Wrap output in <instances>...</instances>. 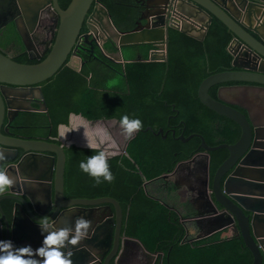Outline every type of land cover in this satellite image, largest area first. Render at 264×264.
Instances as JSON below:
<instances>
[{"label":"water","instance_id":"obj_1","mask_svg":"<svg viewBox=\"0 0 264 264\" xmlns=\"http://www.w3.org/2000/svg\"><path fill=\"white\" fill-rule=\"evenodd\" d=\"M8 1H11L14 7L16 4L18 8L22 6L21 0H0V7L2 3L5 4ZM25 1L26 5L34 1L32 4H35L36 9L33 10V15L36 14V16L37 12L41 14L46 8L54 9L57 17L56 27H58L56 38L47 58L35 65L17 63L0 51V84L16 87L42 84L56 75L66 64L75 45L78 47L87 45L90 50H93L95 46L104 48L105 43L109 42L116 51L113 53L114 58L122 64H124V50L127 48L164 46L167 50L164 61H167L170 29L180 30L199 41H204L214 18L228 27L235 36L228 48L233 56L232 66L235 69L215 73L205 78L199 85L198 97L205 107L235 122L241 129V135L234 144L210 146L202 135L191 134L185 137L182 133L176 136V131L173 130V137L182 142H188L195 137L199 138L201 140L199 149L203 150L191 159L178 163L177 168L185 167L202 158L206 173L204 180L201 181L195 176V179H191L190 182H194L193 188L197 190L198 196L204 198V205L206 204L208 209L190 219L180 215V220L186 226L194 224L200 227L204 223L210 224L213 228L204 236H211L223 229L233 230L234 237L241 238L244 247L251 253L252 264H264V124L256 122L242 107L225 101L221 96L222 89L230 86L226 85L228 83L264 89V0H139L137 19L134 21L135 28L128 31H122L116 27L112 15L99 0H71L66 9L61 8L60 0ZM11 11L9 8L7 14H11ZM23 17L26 21L28 20L24 13ZM178 18L183 19L181 26L174 24ZM186 20L193 24H186ZM194 23H200L201 27H195ZM84 24L87 32L82 34ZM140 60L141 56L138 55L136 61ZM151 60L154 61L156 58L153 57ZM84 64L82 63L78 68L75 66L71 68L81 70ZM217 85L222 86L218 90L217 98H214L210 90ZM38 92L44 105L39 111L46 112L47 105L41 87L38 88ZM9 98L8 94L0 89V154L4 157L0 160V169L13 180L6 190L0 192V250H2L0 255L12 252L14 229L20 219L22 222L27 221L35 226L49 224L47 227H50L51 232H55L62 229L56 225L57 221L69 213L70 209L78 210L109 203L115 206L119 215L115 238L116 255L123 224L120 203L112 197L66 198L67 155L64 147L55 142L3 134L2 128L10 109ZM84 119L93 126L98 123L120 124L117 119L95 121L86 117ZM62 126L63 124H60V130ZM7 127H5L6 131ZM150 129V127L147 128V130ZM139 131L140 129L133 132L131 138L127 139L121 153H126L129 142L137 136ZM168 133L160 129L156 135L161 134L166 139ZM76 145L78 146L77 143ZM80 146L106 150V146L92 144ZM221 149H226L229 155L211 178L210 154ZM45 154H49L48 158L51 160L49 176L46 173L41 176L28 173L29 164L36 165L31 163L33 158ZM193 172L190 170V175ZM172 176V173H168L163 177L170 179ZM36 193H39V197L46 199V204L49 206L46 213L37 205ZM198 200H200L199 197L196 201ZM7 201L12 203L10 216L5 208ZM53 210L51 219H42V216ZM109 217L115 221L114 213ZM189 230L191 229H188L187 235ZM111 231L114 232V229L109 231L110 235ZM125 240L145 251L140 241L133 238ZM17 245L19 249L28 246L23 242ZM19 249L12 253L19 254ZM33 256L39 257L40 262L37 264H42L44 258L35 248H30V254H24L22 258L27 260ZM66 258L69 259L67 256ZM104 260V264H110L108 258Z\"/></svg>","mask_w":264,"mask_h":264},{"label":"trees","instance_id":"obj_2","mask_svg":"<svg viewBox=\"0 0 264 264\" xmlns=\"http://www.w3.org/2000/svg\"><path fill=\"white\" fill-rule=\"evenodd\" d=\"M70 2L62 0V8L66 9ZM99 2L108 9L119 30L128 31L135 26L138 12L128 6L129 0ZM234 38L228 27L214 18L204 41L170 29L168 60L164 62L148 61L152 46H141L124 50L126 63L117 66L118 73L108 65V60L104 63L88 60L81 70L64 65L41 84L47 111L25 113L19 120L21 124L45 126L36 134L59 143V126L68 125L71 114H81L89 120L120 121L124 115L139 119L142 126L129 142L126 153L106 159L113 176L110 182L101 177L97 184L79 167L81 161L102 150L77 145L66 148L65 195L68 199L116 198L125 214L124 233L139 240L147 250L162 252L165 264L253 261L239 237L189 242L186 231L195 228L183 224L182 214L175 208L180 205V187L163 177L173 172L178 163L203 152L199 149V138L182 142L173 137V130L176 136L202 135L210 146L234 144L240 138L241 129L235 122L205 107L198 97L199 85L205 78L235 69L228 50ZM105 50L116 52L111 45H106ZM138 55L140 61H136ZM113 80L118 81L111 84ZM233 84L237 83L226 85ZM221 86L210 90L214 98ZM148 127L151 129L147 130ZM160 129L164 133L169 131L166 139L156 135ZM210 155L212 178L229 153L221 149ZM11 204L5 203L8 216Z\"/></svg>","mask_w":264,"mask_h":264},{"label":"flooded vegetation","instance_id":"obj_3","mask_svg":"<svg viewBox=\"0 0 264 264\" xmlns=\"http://www.w3.org/2000/svg\"><path fill=\"white\" fill-rule=\"evenodd\" d=\"M21 1L22 6L19 8L17 4L14 7V5L11 4V1H8L5 4H1L0 51L6 54L8 58L17 63L35 65L46 59L51 52L56 38V32L58 30V27H56L57 17L52 7L46 8L45 11L41 14L37 12V16L36 14L33 15V10L36 9L35 4H32L34 1L31 0L32 3H29V5H26L25 0ZM138 1L139 0H129L127 4L131 8L137 9L139 8ZM60 6L62 8V0H60ZM9 8H11L12 11L11 14L8 15L7 13ZM23 13L25 15V18L28 19L27 21L24 19ZM11 18L14 20L11 21ZM134 28L135 26L130 30H133ZM86 30V25L84 24L82 34L86 33ZM104 38H106V36H104ZM103 41H105V39H103ZM106 45H110V43H105L104 48L95 46L93 50H90V47L87 45H83L80 47L75 45L72 50V54L69 56L65 65H68L70 67L75 66L76 68H78L82 63L86 64V62L92 60L102 63H104L105 60H108V65L112 68L113 71L118 73L119 71L117 66L122 63L114 58L113 52L108 53L105 50ZM154 48L157 47H152L150 50ZM39 87H41V84L31 87H16L6 84H0V89L4 90L10 97V109L9 113L6 115L5 123L2 128L3 134H9L10 136L18 138L35 139L42 141H47L48 138H50L38 136L36 134L38 132V129L43 127L45 128V126L19 123L21 115H25V113L42 112L39 111L42 110L44 106L39 97ZM19 95H22V97H19ZM71 116L72 115H70V117ZM72 122L75 121L71 120V125H73ZM5 127H7L8 129L7 131ZM93 137L95 139L99 138L98 135H93ZM68 139L70 140V138ZM57 140L59 142L57 144L62 145L65 149V152L66 148L70 147L71 145H76L73 140V142H69V145H66L64 140L60 139V137H58ZM98 140H100V138ZM111 141H113L114 146L105 143L109 152L113 154L107 158L123 154L120 152L121 148L119 147L117 139L114 137L113 140L111 139ZM102 151L104 152V150ZM48 155L49 154L41 156L39 155L35 159L33 158L31 163H34V165H36L33 166L29 164L30 168L27 170V172L34 176H41L45 173L49 176L51 160L48 158ZM190 170L194 171L192 175H190L189 173ZM171 173L173 174L172 178L167 180L174 181L175 184L179 185L180 187V205L178 207H175L176 210H178L183 216H185L186 219L192 218L194 215L200 213L201 210L203 212L206 211L208 209V206L206 204L204 205V198L198 196L197 190L193 188L194 182H190L191 179H195V176L201 181L206 178L203 159L199 158L192 164L186 165L185 167L182 166L177 168L176 166L174 171ZM39 189L40 188H38V190ZM198 197L200 198V200L196 201ZM114 199L117 200L116 198ZM36 202L40 209L42 208V210L46 213L49 206H47L45 198L39 197V193H36ZM200 202H203V204H199ZM120 206L123 211L121 203ZM111 210H113V212H110ZM53 213L54 210L51 213L42 216V219H51ZM112 213H114L115 221H113L112 218L109 217V215H111ZM118 216L119 215L117 214L116 208L112 203L103 204L101 206L82 208L78 210L70 209L69 213L63 215L56 223V225L60 226L62 229L69 230V236L65 239L59 250L62 252V254L69 257L71 264H100V262L101 264H104V259L106 258L109 259L110 264H165V255L162 252H151L147 250L145 246V251H143L137 245L126 242L125 239L131 237L127 236L124 233V212L122 220L123 224L119 236V248L117 254L115 255V238L118 225ZM80 218H83L84 220L89 222L86 234L81 239H79L76 244H71L68 241L71 238V235L74 234L76 221ZM53 221H55V219ZM47 226H49V224L44 226H35L31 223L29 224L27 221L22 222V220L20 219L16 223L14 229L15 234L12 252L15 253L17 249L20 248L17 245L20 242L27 244L30 248H35V250L42 247L44 237L51 232V230L49 229L50 227L48 228ZM208 227H210V224L204 223L199 230H189V234H186V239H189V242H197L204 239L203 236L204 234H206L205 232H207ZM112 228L114 229V232L111 231L110 235L109 231ZM69 254L71 255L69 256ZM27 260L33 261V264H37L40 262L38 256L30 257V259ZM168 264L171 263L168 262Z\"/></svg>","mask_w":264,"mask_h":264},{"label":"clouds","instance_id":"obj_4","mask_svg":"<svg viewBox=\"0 0 264 264\" xmlns=\"http://www.w3.org/2000/svg\"><path fill=\"white\" fill-rule=\"evenodd\" d=\"M120 125L129 138H131L133 132L139 130L142 126L139 119H129L127 115L121 117ZM3 158V154H0V160H3ZM79 167L83 172L94 178L97 184L101 182V177L103 180L109 182L113 179L103 151L88 157L86 161H81ZM12 183L13 180L4 170L0 169V192L6 190ZM88 225V221L83 218L78 219L75 223L74 234L71 235L68 242L76 244L77 241L86 234ZM68 236L69 230L60 229L55 232H50L44 237L43 247L37 249V253L44 258L42 264H71V261L59 250V247ZM24 254H30L29 246L19 249V254L8 252L6 255H0V264H33V261L22 258ZM70 255L71 254H69V256Z\"/></svg>","mask_w":264,"mask_h":264},{"label":"crops","instance_id":"obj_5","mask_svg":"<svg viewBox=\"0 0 264 264\" xmlns=\"http://www.w3.org/2000/svg\"><path fill=\"white\" fill-rule=\"evenodd\" d=\"M125 63L126 61L124 60V64ZM221 96L225 101L234 104L237 107H242V109L248 112V114H250V116H252V118H254L256 122L260 124H264V89L251 85L233 84L227 86L226 88H223L221 91ZM71 115L72 116L69 117V120L71 119L72 121L76 120V121L89 123L88 121H85L84 117L81 115H74V114ZM109 120H114V119H109ZM202 226L203 224L200 227H197L195 225L194 228L195 230H199ZM211 228L213 227H211L210 225V227H208V230H211ZM234 235L235 232L233 230L223 229L217 233H214L211 236H203V237L204 238L213 237V238H217L214 239L215 241H222L226 239L227 240L231 239V237L232 236L234 237Z\"/></svg>","mask_w":264,"mask_h":264},{"label":"rangeland","instance_id":"obj_6","mask_svg":"<svg viewBox=\"0 0 264 264\" xmlns=\"http://www.w3.org/2000/svg\"><path fill=\"white\" fill-rule=\"evenodd\" d=\"M118 80H113L111 84L116 83ZM71 119L69 120V124L61 127L59 131L60 139H63L66 145H69V142H75L80 145L92 144L94 146H106L105 143H108L111 146H114L113 138L115 137L118 141L119 147L123 149L127 139L129 138L120 124L112 122L108 124L98 123L95 126L90 123L76 121L72 122L73 125L70 124ZM93 135H98L100 137V141L94 139ZM70 138V140L68 139ZM73 140V141H72ZM84 147V146H82ZM107 149V146H106ZM105 156L110 157L113 155L109 150H104ZM134 239V238H133ZM212 240L217 238H211ZM137 240V239H136ZM139 241V240H138Z\"/></svg>","mask_w":264,"mask_h":264},{"label":"built area","instance_id":"obj_7","mask_svg":"<svg viewBox=\"0 0 264 264\" xmlns=\"http://www.w3.org/2000/svg\"><path fill=\"white\" fill-rule=\"evenodd\" d=\"M182 18H178V20L175 21L174 24L178 25V26H181L182 25ZM191 24L192 22H190L189 20H186V24ZM193 24V23H192ZM195 27L197 28H200L201 25L200 23H194ZM152 56V57H151ZM167 56V50L166 48L163 46V47H157V48H154L152 50H150L149 52V59L148 61L150 62H164V58ZM156 58V60H151V58Z\"/></svg>","mask_w":264,"mask_h":264}]
</instances>
